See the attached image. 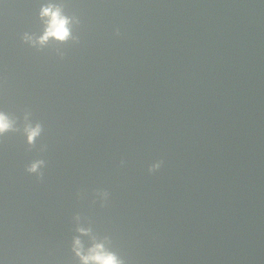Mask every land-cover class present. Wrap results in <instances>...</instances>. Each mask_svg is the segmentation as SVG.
<instances>
[{"label":"water","instance_id":"1","mask_svg":"<svg viewBox=\"0 0 264 264\" xmlns=\"http://www.w3.org/2000/svg\"><path fill=\"white\" fill-rule=\"evenodd\" d=\"M0 112V264H264V0H0Z\"/></svg>","mask_w":264,"mask_h":264},{"label":"clouds","instance_id":"2","mask_svg":"<svg viewBox=\"0 0 264 264\" xmlns=\"http://www.w3.org/2000/svg\"><path fill=\"white\" fill-rule=\"evenodd\" d=\"M39 15L46 25L43 34L38 37V41L41 45L46 43L50 37L61 41L69 38L71 34L69 27L71 18L63 14L61 6L52 3L42 5ZM25 39L31 40V37L26 34ZM10 130H14V121L10 119L6 113L0 112V135ZM24 131L27 134L29 143H32L40 132V125L37 124L35 127L26 125ZM41 163L43 162H33L27 168V171H37ZM77 230L81 233L90 231V229L82 227ZM72 247L73 251L80 258L81 264H123V261L117 254L107 249L103 242H94L92 246L85 251L81 239L79 237H74Z\"/></svg>","mask_w":264,"mask_h":264}]
</instances>
